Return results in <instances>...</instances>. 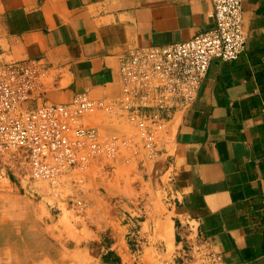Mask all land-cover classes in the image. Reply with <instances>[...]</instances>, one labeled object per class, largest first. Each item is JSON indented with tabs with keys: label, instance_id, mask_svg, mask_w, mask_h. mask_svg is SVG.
I'll return each mask as SVG.
<instances>
[{
	"label": "crops",
	"instance_id": "1",
	"mask_svg": "<svg viewBox=\"0 0 264 264\" xmlns=\"http://www.w3.org/2000/svg\"><path fill=\"white\" fill-rule=\"evenodd\" d=\"M211 12L210 0H0V60H35L49 102L101 101L86 124L127 140V157L121 151L108 168L86 171L80 189L90 204L84 223L108 231L114 255L116 224L125 226L102 217L110 206L116 213V187L134 177L126 169L148 146L133 113L155 150L142 160L146 172L160 166L174 198L142 224L170 226L178 254L196 248L221 264H264V0H243L244 49L210 63L187 110H125L130 57L210 30ZM8 251L0 264H9Z\"/></svg>",
	"mask_w": 264,
	"mask_h": 264
},
{
	"label": "built area",
	"instance_id": "2",
	"mask_svg": "<svg viewBox=\"0 0 264 264\" xmlns=\"http://www.w3.org/2000/svg\"><path fill=\"white\" fill-rule=\"evenodd\" d=\"M210 2L214 22L210 30L180 42L152 46L130 57L124 66L129 87L125 110H187L210 63L237 58L247 42L242 25L243 0ZM43 76L35 60H0V180L44 181L51 194L58 196L83 181L75 174L89 171L97 160H113L118 143L127 140L116 134L102 135L84 123L87 115L102 108L101 101L85 95L70 103L47 101ZM128 120L137 125L140 137L150 147L143 120L133 113ZM74 204L78 207L80 202ZM200 253L213 264H221L216 256Z\"/></svg>",
	"mask_w": 264,
	"mask_h": 264
},
{
	"label": "rangeland",
	"instance_id": "3",
	"mask_svg": "<svg viewBox=\"0 0 264 264\" xmlns=\"http://www.w3.org/2000/svg\"><path fill=\"white\" fill-rule=\"evenodd\" d=\"M86 125L96 127L102 135L116 134L120 138L117 132H107L102 126ZM138 149L142 160L155 157V150L144 147V142ZM121 151L127 157L128 143H118L116 158ZM142 160H132L126 172L134 177L116 187V213L110 206L102 217L116 215V223L125 226L123 233L116 224V255L109 249L112 240L108 231L84 223L90 206L80 194L87 181L85 172L81 183L58 196L51 194L44 181L0 180V255L9 250V264H213L196 248L178 254L170 226L148 220L142 224L154 210L166 212L167 203L174 199L172 180L161 176L160 166L152 165L147 173ZM111 161L97 160L90 170L96 166L108 168ZM75 201L80 202L78 207Z\"/></svg>",
	"mask_w": 264,
	"mask_h": 264
},
{
	"label": "bare ground",
	"instance_id": "4",
	"mask_svg": "<svg viewBox=\"0 0 264 264\" xmlns=\"http://www.w3.org/2000/svg\"><path fill=\"white\" fill-rule=\"evenodd\" d=\"M26 262V261H25Z\"/></svg>",
	"mask_w": 264,
	"mask_h": 264
}]
</instances>
